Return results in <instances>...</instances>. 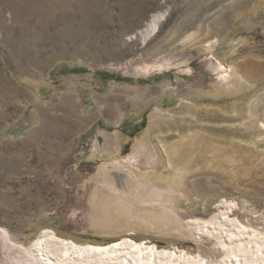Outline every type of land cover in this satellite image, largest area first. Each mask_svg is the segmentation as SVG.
<instances>
[{
	"label": "rangeland",
	"instance_id": "rangeland-1",
	"mask_svg": "<svg viewBox=\"0 0 264 264\" xmlns=\"http://www.w3.org/2000/svg\"><path fill=\"white\" fill-rule=\"evenodd\" d=\"M229 201L264 231V0H0V264L43 232L218 261L193 223Z\"/></svg>",
	"mask_w": 264,
	"mask_h": 264
},
{
	"label": "bare ground",
	"instance_id": "bare-ground-1",
	"mask_svg": "<svg viewBox=\"0 0 264 264\" xmlns=\"http://www.w3.org/2000/svg\"><path fill=\"white\" fill-rule=\"evenodd\" d=\"M157 25L155 22L151 27L152 34L156 32ZM189 41L191 38L184 40L186 43ZM225 203V209L219 215H214L206 222L195 220L193 223L196 232L208 230L207 227L210 226L214 232L222 231L226 234L229 244L221 242L219 247L223 248L225 255L218 261H210L199 254L190 256L179 248L161 250L154 243L137 242L130 238L111 243L112 246L106 245L108 247L104 246L102 249V246H97L94 249L87 245H78L69 239L58 240L53 232H46L41 240H37L27 250L31 260L29 264H44V260L51 264L49 257L55 259L57 264H232L231 257L243 261V264H264V231L235 216L234 201ZM44 236L47 238L44 239Z\"/></svg>",
	"mask_w": 264,
	"mask_h": 264
},
{
	"label": "crops",
	"instance_id": "crops-1",
	"mask_svg": "<svg viewBox=\"0 0 264 264\" xmlns=\"http://www.w3.org/2000/svg\"><path fill=\"white\" fill-rule=\"evenodd\" d=\"M114 185H115V183L113 181L109 182V186H110L111 191H117V189L115 188ZM148 196L152 199L150 193L146 194V197H148ZM122 206L116 207L115 210L110 213V219L107 220L108 221L107 225L110 227L112 225L118 226L117 223L120 224L122 221L121 219H124L125 220L124 222L127 223V225H129L130 229H131V228L135 227V226L131 227V224H134V222H130V219H134V216L132 214H130V211L128 209L126 210V208H127L126 206L125 207H124V205H122ZM96 220L97 219H94V222H96ZM98 222H100V221H98ZM120 227L122 228V226H120Z\"/></svg>",
	"mask_w": 264,
	"mask_h": 264
},
{
	"label": "water",
	"instance_id": "water-1",
	"mask_svg": "<svg viewBox=\"0 0 264 264\" xmlns=\"http://www.w3.org/2000/svg\"><path fill=\"white\" fill-rule=\"evenodd\" d=\"M207 229H208L209 231H211V237H220V236H221V237L224 239V242L227 243V244H229V240L227 239L226 234L222 233V231H220L219 233H216V232L213 231V228L210 227V226H208ZM217 230H218V229H217ZM45 233H46V232H43L42 235L45 234ZM199 235H200V236H204V237H208V238H210V235L208 234V232H201V233H199ZM87 246H89V247H94V249H97V248H98L97 246H93V245H90V244H88ZM108 246H112V245H108ZM108 246H106V247H108ZM102 248H105V247H104V246L100 247V249H102ZM216 249H217L220 253H225L222 247H216ZM49 259H51L53 262H55V259H53L52 257H49ZM129 261H130V260H129ZM46 262H47V260H44V264H47ZM230 262H231L232 264H237V262H239L240 264H243V261H241V260H237V259L234 258V257H231V258H230Z\"/></svg>",
	"mask_w": 264,
	"mask_h": 264
}]
</instances>
